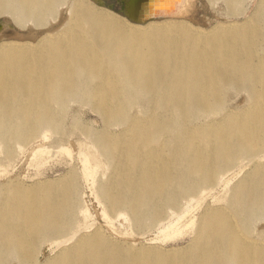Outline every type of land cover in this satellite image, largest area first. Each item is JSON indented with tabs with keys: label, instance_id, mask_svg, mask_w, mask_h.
Listing matches in <instances>:
<instances>
[{
	"label": "bare ground",
	"instance_id": "1",
	"mask_svg": "<svg viewBox=\"0 0 264 264\" xmlns=\"http://www.w3.org/2000/svg\"><path fill=\"white\" fill-rule=\"evenodd\" d=\"M191 6L187 0L185 14ZM64 9L66 26L57 34L0 41V140L46 139L58 127L53 106L64 109L73 99L92 104L113 120H127L124 109L139 99L167 110L169 120L162 114L137 117L130 120L129 133L98 138L102 149L115 156L120 174L101 187L97 203L106 222L123 217L122 207L137 220L157 221L162 210L152 204L154 198L162 196L169 204L177 199L168 193L169 184L175 185L173 193L193 196L200 186L221 180L219 172L238 158L264 149V56L254 60L252 42L258 35L251 29L235 26L214 35L222 27L217 25L205 35L191 30L189 15L136 24L92 0H0V18L22 32L45 29L48 19L55 20ZM259 13L264 17V2ZM232 84L249 89L250 109L186 128L188 118L220 109L222 89ZM110 109L120 113L111 116ZM43 150L34 149V154ZM64 185H48L53 195L47 189L40 197L28 194L30 198L18 190L16 201L5 200L0 235L19 257L29 260L32 247L45 236H68L49 242L51 247L63 245L44 264H264V242L230 223L224 208L205 212L185 247L163 250L153 243L125 248L100 228L90 230L94 223L87 221L88 207L78 208L88 224L75 221L67 199L71 189ZM225 201L247 220L262 210L264 163L234 185ZM10 213L23 218L24 227L13 225ZM171 226L166 225L167 231ZM180 234L177 230L167 236ZM5 255L0 252V264Z\"/></svg>",
	"mask_w": 264,
	"mask_h": 264
},
{
	"label": "rangeland",
	"instance_id": "2",
	"mask_svg": "<svg viewBox=\"0 0 264 264\" xmlns=\"http://www.w3.org/2000/svg\"><path fill=\"white\" fill-rule=\"evenodd\" d=\"M102 1L111 5L115 3L114 0ZM263 2L264 0H192L193 7H189L187 23L191 24L192 31L196 30L205 35H208L207 31L217 25L222 27L212 31L211 33L214 35L228 31L226 29L235 26H242L241 29H251L258 35L257 38H253L252 42L254 60H257L264 56V17L259 13ZM66 17L64 9V12L61 10V14L55 20L48 19L45 29L17 31L25 35L31 33L33 39L35 36L44 34L54 35L65 28ZM0 21L9 22L3 18H0ZM252 100L253 97L245 86L232 84L229 87H224L220 109L199 112L188 118L186 128L190 129L193 126L206 123L211 124L231 115L245 112L248 107L250 109V106L253 105ZM53 107L55 116L58 118V127L50 129L46 139L35 136L22 141L10 138L4 142L0 140L1 213L5 212V200L9 198L17 200L16 191L20 190L26 195L40 197L44 190L49 189L48 191L53 195L48 185L52 182L62 181L65 184L63 187L71 189L67 199L72 201L69 203V208L72 209L70 215L72 216V211H74L75 221L79 224L82 223L80 226L94 223L90 230L96 227L100 228L104 235L109 236L110 241H119L125 248L144 247L153 243L163 250L185 247L196 234L204 213L218 207L224 208L228 212L229 222H234L242 233L252 239L264 242V208L251 214L250 219L247 220L243 219L240 212L235 213L234 209L228 206L225 201L230 196L234 185L240 180H244L248 175H252L259 163H264V149L258 150L250 156L238 158L234 165L219 172L221 180L214 182L211 186H206V188L200 186L193 196L173 193L175 185L169 184L168 193L176 196L177 199L174 203L169 204L164 201L162 196L154 198L152 204L162 210V216L157 221L147 218L137 220L132 217L128 208L122 207L120 212L124 216L112 219L113 223L110 224L101 215V205L97 202L101 200L102 185L112 184L120 177V174L117 171L118 164L115 156L108 155L102 149L98 138L102 136L119 138L127 133L131 125L130 120L137 117L146 120L152 115L162 114L169 120L171 115L167 110L161 111L148 107L143 99H139L137 103L124 109V114L126 118L128 117L127 120L109 119L107 113L101 109L90 103H82L78 99L69 100L64 109H60L59 105ZM119 113L120 110L117 109L108 111L111 116ZM161 141L164 140L161 139ZM161 141L157 143L160 144ZM37 145H40L44 150L34 154L37 149H40ZM163 149L165 147L161 150ZM64 150H68V152ZM86 157L88 158L87 162H85ZM138 158L144 159L143 156H138ZM88 168H92L90 176L86 175ZM179 169L180 174H184L186 165ZM63 187L59 188L58 192ZM72 196H75L78 202H73ZM84 206L88 207L90 212L88 223L82 221L83 217L78 211L79 207ZM10 216L13 225L15 222L17 228L24 227L23 218L17 220L19 217H12L11 213ZM169 223H172V226L167 231L165 227ZM107 224L110 225L107 226ZM82 229L81 231L87 230ZM177 230L181 231L180 235L167 236V234L176 233ZM1 236L3 235H0V252L3 251L6 254L4 264H44L46 260L54 257L60 246L63 245L51 247L49 242H60L68 237L45 236L32 247L31 258L27 260L12 252L10 245L6 244ZM196 244L193 247H197ZM172 252L169 251V253Z\"/></svg>",
	"mask_w": 264,
	"mask_h": 264
},
{
	"label": "water",
	"instance_id": "3",
	"mask_svg": "<svg viewBox=\"0 0 264 264\" xmlns=\"http://www.w3.org/2000/svg\"><path fill=\"white\" fill-rule=\"evenodd\" d=\"M92 1L96 5L110 9L136 24L187 16L184 12L187 0H116L114 5L106 4L102 0ZM4 39L22 41L33 39V37L19 33L9 22L0 21V41Z\"/></svg>",
	"mask_w": 264,
	"mask_h": 264
},
{
	"label": "flooded vegetation",
	"instance_id": "4",
	"mask_svg": "<svg viewBox=\"0 0 264 264\" xmlns=\"http://www.w3.org/2000/svg\"><path fill=\"white\" fill-rule=\"evenodd\" d=\"M114 1H116V0H114Z\"/></svg>",
	"mask_w": 264,
	"mask_h": 264
}]
</instances>
